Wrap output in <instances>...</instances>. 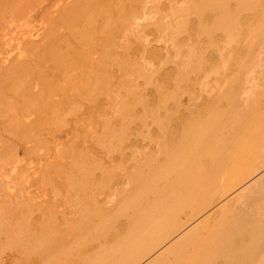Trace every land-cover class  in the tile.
I'll return each instance as SVG.
<instances>
[{"label":"bare ground","instance_id":"obj_1","mask_svg":"<svg viewBox=\"0 0 264 264\" xmlns=\"http://www.w3.org/2000/svg\"><path fill=\"white\" fill-rule=\"evenodd\" d=\"M157 1L0 0V264H264V0Z\"/></svg>","mask_w":264,"mask_h":264},{"label":"rangeland","instance_id":"obj_2","mask_svg":"<svg viewBox=\"0 0 264 264\" xmlns=\"http://www.w3.org/2000/svg\"><path fill=\"white\" fill-rule=\"evenodd\" d=\"M156 2H158L157 0H155ZM160 2L159 3H161L160 4V6L158 5V3H157V8L156 9H158V13H159V11H161V13L164 11L165 12V10H166V8H169L171 5H172V3L170 4L169 3V5L167 4L168 2H170L171 0H167V3L165 2V0H159ZM165 2L166 4H167V7L165 6L166 4H164L163 2ZM176 1H178V0H176ZM180 1V0H179ZM171 2H175V0L174 1H171ZM182 2V1H181ZM181 2H177L179 5V7H180V4H181ZM155 3V2H154ZM153 2H151V4L149 3V4H147V6H149V7H151L153 4H154ZM163 3V4H162ZM176 3V2H175ZM174 3V4H175ZM161 5H163V6H161ZM177 4H175L174 6L172 5L171 7H175ZM154 6V5H153ZM153 6L151 7V8H149V11L151 12H149V13H147V15L145 16L146 18H147V21H146V18H145V20H144V22H143V20H141V21H139V23H145L143 26H145V25H147L148 26V24H149V28L147 29V28H145V27H147V26H145L144 28H143V31H144V33H145V29L147 30V33H145V35L144 36H142L143 38L140 40V37L141 36H139V35H134V37H136V40L139 38V41H141L142 43H143V45H144V42H147V41H145V40H148V42H149V44L148 43H145L147 46H146V51H150L151 50V47H153L154 46V44H156L154 47H156V48H158V49H161V51H162V53H164V52H166L168 49H170V45L168 44V43H164L165 44V46L163 45V42H164V40L163 39H161V38H159L157 35H154V34H149L150 32L149 31H151L152 30V27H150V22L149 21H151V22H153L154 23V18L156 17V14H154L156 11H155V9L153 8ZM165 6V7H164ZM159 7H162V8H159ZM153 8V9H152ZM178 8V7H177ZM170 9V8H169ZM168 9V10H169ZM170 11V10H169ZM163 12V13H164ZM171 12V11H170ZM165 13H167V10H166V12ZM164 13V14H165ZM165 15H170L169 14V12H168V14H165ZM169 17V16H168ZM170 18H172V17H170ZM167 21H165L166 23L169 21V18H165ZM152 23V24H153ZM151 24V25H152ZM136 31V30H135ZM160 35H163L162 33L160 34ZM159 35V36H160ZM149 36L151 37L150 39H149ZM145 37V38H144ZM154 39L153 41L151 40V39ZM142 40H144V41H142ZM160 40H162L161 42H160ZM151 42V43H150ZM154 44H153V43ZM160 43L162 44V45H160ZM151 44H153V45H151ZM159 44V45H158ZM148 47V48H147ZM150 48V49H149ZM165 50V51H164ZM164 58V57H163ZM167 66H168V64H167ZM167 66H165L166 68H167ZM170 66H171V68L173 67V64L172 65H170L169 64V66H168V68H170ZM163 67V66H162ZM164 67V68H165ZM152 88V87H151ZM149 86H147V88L146 89H151ZM2 118H0V120H1ZM149 120V121H148ZM148 124V125H147ZM144 127H145V129H144ZM64 128V127H63ZM135 128H137V130L140 128V130H139V133H136V135H134V136H136L137 137V135H138V137L136 138V139H134V138H130V141H132V144H134V149L135 150H138V151H140L141 150V152H151V151H153L154 150V148H155V144H154V140L151 138V139H149V136H151V135H154V131H155V127H154V125L152 124V122L150 121V119H146V122H145V125H143V126H141V127H135ZM62 129V128H61ZM65 130H61L59 133V138H60V136L62 137V135L63 134H65V135H63V138H64V136H66V133H67V129H68V131L70 132V127H68V126H66V128H64ZM143 129V130H142ZM1 131L2 130H0V133H1ZM65 131V132H64ZM62 132H63V134H62ZM138 132V131H137ZM2 135H4V133H2ZM7 134H5L4 136L5 137H8V136H6ZM3 136V137H4ZM58 136V135H57ZM133 136V137H134ZM10 138V137H9ZM61 139V138H60ZM65 139V138H64ZM133 139V140H132ZM61 140H63V139H61ZM10 141H11V139H10ZM58 141H59V139H58ZM13 142H16V141H13ZM63 143L64 142V140L63 141H59V143ZM134 142V143H133ZM137 145V146H136ZM22 145L20 144H16V149H17V152H16V155H17V157H19V158H22L23 157V148L21 147ZM139 146V147H138ZM136 147V148H135ZM22 150V151H21ZM128 149H126V150H124V152L126 151V153H129L128 151H127ZM20 152V153H19ZM22 152V153H21ZM117 155V154H116ZM20 156H22V157H20ZM33 159H31L30 158V160L32 161V164L30 163L29 164V167L30 166H32V165H35V163H37L36 162V157L34 158V157H32ZM33 161H35V163L33 164ZM28 163H29V160L27 161L26 160V162L24 163V164H26L27 166H25V171H24V173H22V174H25V175H30L31 174V172H33L34 171V168H29L28 167ZM114 162H112V164H113ZM6 166H8V167H6ZM6 166H3L4 168L6 167L7 169L10 167L9 165H6ZM27 167V168H26ZM6 168L4 169V171L6 170ZM26 169H30V172H29V170H26ZM3 171V170H2ZM7 172L9 173V172H11L9 169L7 170ZM3 174L5 173V175H7V178H9L8 176L10 175V173H9V175H8V173H6V172H2ZM27 173V174H26ZM30 173V174H29ZM3 174H1V176H0V181L1 182H4L5 183V186L7 185L6 183V176H5V178L4 177H2V175ZM4 176V175H3ZM27 177V176H26ZM24 178H25V176H24ZM2 179H4V181H2ZM119 181V182H118ZM117 182L119 183H116V184H118V185H120V184H122L121 183V180H117ZM118 185H117V187L116 188H120V187H122V186H124L125 187V185H120V187H118ZM116 186V185H115ZM115 186H114V188H115ZM123 187V188H124ZM114 188H112V190L114 189ZM115 188V189H116ZM5 189V188H4ZM5 193H4V192ZM113 192V191H112ZM112 192H111V190H110V192L109 193H107L108 194V196L107 197H105V198H103L102 197V195H100L101 197H102V199H106V198H108L109 197V200H110V198L112 197ZM110 194V195H109ZM8 196V194H7V191H6V189L5 190H1L0 191V197L2 196L3 197V199H5V196ZM115 197V195H113V198L111 199L112 201H109V200H107V202H108V204L110 203V206H112L116 201H114V200H116V197ZM100 198V197H99ZM1 199V198H0ZM114 199V200H113ZM107 204V206H109ZM12 254V251L9 253L8 252V250H5L4 251V254L2 255L4 258H6V256H10ZM12 256V255H11Z\"/></svg>","mask_w":264,"mask_h":264}]
</instances>
